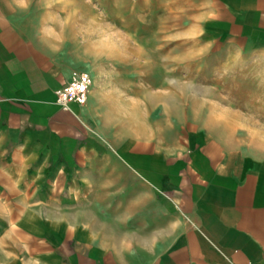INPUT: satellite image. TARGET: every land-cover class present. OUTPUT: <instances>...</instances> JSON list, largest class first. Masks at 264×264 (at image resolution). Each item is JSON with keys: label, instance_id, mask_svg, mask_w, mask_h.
Listing matches in <instances>:
<instances>
[{"label": "crops", "instance_id": "1", "mask_svg": "<svg viewBox=\"0 0 264 264\" xmlns=\"http://www.w3.org/2000/svg\"><path fill=\"white\" fill-rule=\"evenodd\" d=\"M99 15L121 48L81 63L42 31L55 11L0 0V264H264V170L172 83L264 64V0H182L184 53L158 57L170 30ZM74 72L87 97L62 110Z\"/></svg>", "mask_w": 264, "mask_h": 264}, {"label": "rangeland", "instance_id": "2", "mask_svg": "<svg viewBox=\"0 0 264 264\" xmlns=\"http://www.w3.org/2000/svg\"><path fill=\"white\" fill-rule=\"evenodd\" d=\"M29 5L47 7L59 15L51 18L48 28L42 31L60 42L58 47L81 63H98L93 61L98 53L121 48L115 42L121 40L115 37L118 32L103 25L100 10L113 17L126 14L123 24L134 26L137 22L139 32L159 31L161 35L162 29L170 30V40L156 39L150 43L156 57L184 53L182 37L178 36L182 24L188 21L182 15V0H30ZM89 10L90 19H87L84 14ZM162 64L156 58V81ZM260 70H264V64L256 62L237 66L233 73L218 78L213 72L190 76L201 80L198 86L172 83L182 90L175 94L185 106L182 118L188 120L195 115L197 127L202 131L214 135L225 148L237 150L240 157L249 158L264 170V78L259 76ZM193 105L196 108H190Z\"/></svg>", "mask_w": 264, "mask_h": 264}, {"label": "built area", "instance_id": "3", "mask_svg": "<svg viewBox=\"0 0 264 264\" xmlns=\"http://www.w3.org/2000/svg\"><path fill=\"white\" fill-rule=\"evenodd\" d=\"M91 79L87 73L74 72L68 82L55 91V103L62 109L68 110L70 104L83 105Z\"/></svg>", "mask_w": 264, "mask_h": 264}, {"label": "clouds", "instance_id": "4", "mask_svg": "<svg viewBox=\"0 0 264 264\" xmlns=\"http://www.w3.org/2000/svg\"><path fill=\"white\" fill-rule=\"evenodd\" d=\"M14 3L21 9H27L29 7L30 0H14Z\"/></svg>", "mask_w": 264, "mask_h": 264}, {"label": "bare ground", "instance_id": "5", "mask_svg": "<svg viewBox=\"0 0 264 264\" xmlns=\"http://www.w3.org/2000/svg\"><path fill=\"white\" fill-rule=\"evenodd\" d=\"M172 108V107H171ZM164 109V108H163Z\"/></svg>", "mask_w": 264, "mask_h": 264}]
</instances>
